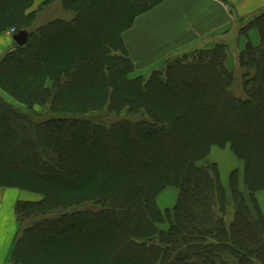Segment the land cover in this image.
I'll return each mask as SVG.
<instances>
[{
	"label": "trees",
	"instance_id": "obj_1",
	"mask_svg": "<svg viewBox=\"0 0 264 264\" xmlns=\"http://www.w3.org/2000/svg\"><path fill=\"white\" fill-rule=\"evenodd\" d=\"M36 1L0 0V35L28 34L0 56V189L35 198L15 203L9 262L264 264V10L238 74L218 43L133 77L123 34L166 0H61L71 17L30 31L53 0ZM227 146L228 193L208 160Z\"/></svg>",
	"mask_w": 264,
	"mask_h": 264
},
{
	"label": "crops",
	"instance_id": "obj_2",
	"mask_svg": "<svg viewBox=\"0 0 264 264\" xmlns=\"http://www.w3.org/2000/svg\"><path fill=\"white\" fill-rule=\"evenodd\" d=\"M263 10L264 0H166L137 18L123 34L124 47L135 66L133 75H148L163 66L172 54L225 38L240 21ZM12 36L0 35V54L11 50ZM229 153L233 161H238L231 151ZM213 162L218 165L217 161ZM8 190L16 189H0V264H6L10 257L18 230L14 207L17 200H23L20 194ZM173 191L176 193L174 203L166 209L176 202L177 192ZM255 199L264 217V192L257 194ZM158 206L165 210L160 203Z\"/></svg>",
	"mask_w": 264,
	"mask_h": 264
},
{
	"label": "rangeland",
	"instance_id": "obj_3",
	"mask_svg": "<svg viewBox=\"0 0 264 264\" xmlns=\"http://www.w3.org/2000/svg\"><path fill=\"white\" fill-rule=\"evenodd\" d=\"M42 2L44 3V0H37L36 4H40ZM40 11L41 12L38 13L36 20L33 23L30 31H32L35 28H37L41 25H44V24H46L52 20L69 19L71 17L70 14H67V13H65V11L62 10L61 0H53L49 4L45 5L42 9H40ZM254 17L255 16L248 18V19H243L242 21H240L239 24H237L235 26L233 32L225 38L224 37L219 38V40L214 39V40H211L207 43H203L200 46L190 48V49H187L185 51L190 52V51H194V50H198V49H202V48H211L218 43L219 44H225L228 46V51H229L226 66L230 71H235L236 74H238V72H237L238 71V66H237L238 51L244 46V44L247 42V40L251 41L252 43H257V41H258V36H257V32H256L255 28L249 29L250 31L248 32L246 37L242 36L239 31L247 29L246 27L248 26V23H250V20H252ZM6 33L11 34V35L15 34L14 30H12V29L3 33L2 35L6 34ZM15 46H16V44L14 43L10 49L13 50ZM6 52H8V51L6 50V51H4V53L3 52L2 53L5 54ZM2 53L0 54V56L3 55ZM157 69H159V68H157ZM138 76L147 77V75H133V77H138ZM240 93L241 92L239 91V89H237L236 94L240 95ZM4 97L8 101L13 103V101L10 100L7 96H4ZM38 112H41V111H38ZM211 151H210L211 156L209 154L208 160L212 161V162L214 160L217 161L218 167H219V172L221 175L222 184L225 187L226 192L228 193V180H229L230 173L234 170H237L239 172L240 179H241L242 171H243L242 163H240L239 161H233L232 160L233 157L229 153L230 151H229L228 146L225 149H220V150L217 147H213V148H211ZM234 162H236V163H234ZM240 187H241L242 191L245 192V188L242 184V181L240 182ZM8 191L12 192L13 194H20L21 199L35 200V198L33 196H31L30 194H28L26 192H21L19 190L18 191L21 193H16V192H18L16 190H8ZM175 194L176 193L173 191V189H168L162 195L160 194L161 196L159 195L157 197V204L160 203L161 207H165V209L168 208V206L170 204L174 203V202H172V200L175 199ZM5 202H7V200ZM167 226H168L167 222H164L160 226V228L166 229ZM9 260L10 259L7 260L6 264H11L9 262Z\"/></svg>",
	"mask_w": 264,
	"mask_h": 264
},
{
	"label": "water",
	"instance_id": "obj_4",
	"mask_svg": "<svg viewBox=\"0 0 264 264\" xmlns=\"http://www.w3.org/2000/svg\"><path fill=\"white\" fill-rule=\"evenodd\" d=\"M28 38V34L25 31H20L12 36V40L17 46H23Z\"/></svg>",
	"mask_w": 264,
	"mask_h": 264
}]
</instances>
